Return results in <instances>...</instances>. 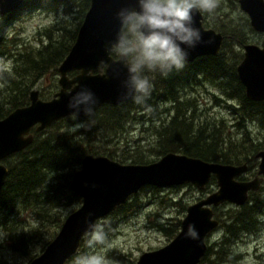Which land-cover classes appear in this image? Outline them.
I'll return each mask as SVG.
<instances>
[{
	"label": "trees",
	"instance_id": "obj_1",
	"mask_svg": "<svg viewBox=\"0 0 264 264\" xmlns=\"http://www.w3.org/2000/svg\"><path fill=\"white\" fill-rule=\"evenodd\" d=\"M84 2L85 10H87L89 0H84ZM64 3L67 4L68 1L24 0L17 10L4 16L0 15V58L8 53L11 55L8 47L10 38L8 27L17 11L22 9L56 11ZM85 12L83 13L85 14ZM77 29L78 27L75 30L64 28L60 23L52 24L44 29L43 35H41L43 40H40L37 45L13 56V60L21 61V64H17L10 74L4 71L0 73V119L6 117L16 108L28 105L31 90L45 75L58 74L57 69L74 42ZM226 34L227 32L223 30V43L216 55L197 57L192 63H186L183 70L173 71L167 78L160 76L159 73H147L154 84V89L146 105H137L131 100L118 105L103 104L93 116L87 118L86 129H79L77 132H71L68 128L71 123L76 121L69 117L61 118L51 123L43 131H33L34 138L31 144L24 150L2 160V163L7 167V174L0 188V228L7 230L9 249L18 256L26 257L29 262L41 253L57 234L68 214L63 216L61 211L56 210L57 214L56 211H51V208L57 207V204L61 203L60 193L63 187L67 194L70 193L64 200L66 205L70 202L80 201V198L70 190L69 184L77 169L75 166L80 168L84 155L93 153L95 156L105 155L114 160L119 159L120 163H149L145 161L144 157L119 158L116 149L95 148L94 143L89 144L97 136L103 134L105 142H113L114 134L116 136L114 143H119L117 141L119 139L117 137L118 130L134 117L133 113L149 109L152 117H156L158 107L156 108L155 105L157 103L169 102L173 104L176 102L177 105L186 106L183 109L177 107L175 115L167 123L158 120L161 127L156 129L158 136L156 156L161 157L167 152L181 150V154L199 157L205 161L234 165L245 163L249 167V171L253 170L258 164L255 155L264 149V137L255 141L251 139L246 123L253 122L264 128V100L252 101L245 97V89L236 73L239 57L233 54L232 50H226L229 46ZM237 37L234 34L233 40L239 46H243V37ZM112 55L115 53L113 52ZM70 73L69 76H73ZM187 73L191 78L186 82L189 77ZM205 81L212 84L220 94L235 98L240 105V108L235 110L236 116L239 118L236 125L244 127L245 132L239 143L222 139L221 120L205 119L195 122L199 119L198 113L201 112L194 108L193 102L190 104L189 101L186 102L182 91L186 86L195 83L204 84ZM177 85L183 86L177 88ZM46 96L39 92L41 99ZM141 117L142 115H140ZM107 118H114V121L106 123ZM152 120L154 121L155 118ZM64 121L67 123L65 129L62 130L60 123L62 124ZM82 135L86 138L82 145L69 146V144L58 143V140L69 142L71 136L82 137ZM98 150L103 153L98 154ZM211 181L214 182V178ZM141 189L142 191L153 190L155 186H145ZM256 193H250L245 204L235 206L223 214L225 218L223 221H219L225 229V234L217 244L220 248L217 251H211V247L207 246V252L199 264H205L208 254L214 255L216 258L225 255L224 247L237 242L242 234L257 230L259 220L264 217V201ZM133 197L135 195L130 196L125 203L119 205L108 215L130 212ZM28 208H40L41 212L37 215L41 221H38V225L33 228L20 229V222L16 219L17 213ZM98 222L99 220L95 224L96 227H98ZM171 224L157 225L165 236H168L169 241L180 229V222ZM85 237L71 258L83 252ZM116 259L121 262L124 260L119 256ZM217 260L224 261V258L220 257Z\"/></svg>",
	"mask_w": 264,
	"mask_h": 264
},
{
	"label": "water",
	"instance_id": "obj_2",
	"mask_svg": "<svg viewBox=\"0 0 264 264\" xmlns=\"http://www.w3.org/2000/svg\"><path fill=\"white\" fill-rule=\"evenodd\" d=\"M23 0H0V15L17 9ZM126 0H89V6L77 29L74 42L60 63L58 83L60 89L49 100L39 97L38 90L30 92V103L11 111L0 119V188L7 167L3 159L23 150L33 140L30 130L39 132L51 123L71 116L67 107L70 95L87 86L98 97L95 111L103 104L118 105L121 101L120 83L107 77V67H99L101 59L117 61L112 51H105V42L114 40L118 22L115 10ZM239 6L249 17L252 29L264 33V0H238ZM202 13L196 12L194 26L200 29L204 41L189 52L187 62L205 55H216L223 43V35L202 25ZM182 47H185L182 45ZM244 57L237 66V75L245 94L252 101L264 100V47L257 44L243 45ZM77 71L69 77L68 73ZM79 118H87L82 112ZM258 159L257 173L251 180H238L247 170V164L234 165L209 162L176 152H167L158 160L144 164L120 163L105 155L86 154L81 167L70 180L69 188L81 197V205L69 213L61 227L44 250L28 264H65L77 252L83 237L93 231L98 220L113 212L119 205L145 186L166 187L191 183L204 189L211 177L217 189L186 207L180 230L165 245L142 252L135 264H199L206 253L207 234L216 228L212 207L224 202L243 205L251 191L259 189L264 179V149ZM189 226L197 238L188 235Z\"/></svg>",
	"mask_w": 264,
	"mask_h": 264
},
{
	"label": "rangeland",
	"instance_id": "obj_3",
	"mask_svg": "<svg viewBox=\"0 0 264 264\" xmlns=\"http://www.w3.org/2000/svg\"><path fill=\"white\" fill-rule=\"evenodd\" d=\"M67 1V4L64 3L56 11L22 9L16 12L8 27L10 37L8 47L11 55L6 52L8 54L2 55V58H0V73L2 71L9 74L13 72L15 66L21 64V61L13 60V56H17L27 50V48H32L40 40H43V36L41 35H43L46 27L59 23L64 28L72 30L79 27L83 19V12L86 11L85 2L84 0ZM203 15L205 28H212L221 33L223 30L227 32L229 46L226 50H232L233 54H236L237 57L238 54H243V48L233 40L234 34L238 36L237 38L243 37L244 44L253 43L264 47V34L252 29L248 15L241 10L237 0H220L219 6L213 12H203ZM76 73L72 71L70 74L74 75ZM58 77V74H47L37 83L34 89L42 92L45 96L47 94L44 97V99H47L59 89ZM197 92L200 93V102L195 100L198 97L196 92L191 94L192 99H190L191 97L189 98V104L193 102L194 108L199 103L196 105V108L203 114L198 113L199 119L195 122H201L205 119L221 120L222 123L219 125L222 128V139L239 143L244 136L245 129L242 126L236 125L239 118L232 113L231 109L223 105V101L215 99L214 96H221L220 92L207 81H205V96L201 89H198ZM187 95H190V92H187ZM230 101L236 104L235 100ZM180 105L182 104L175 105L169 102L157 103L155 105L156 108L158 107L156 117H152L149 109L134 112V117L128 120L118 130L117 137L119 139L117 141L119 143H114L116 137L114 134L112 136L113 142H105V135L103 134L101 135L102 137L97 136L89 145L94 143L95 148L116 149L119 158L127 157L132 159L133 157H144L145 161L149 163L156 161L160 158V156L155 155V151L158 148L156 129L161 127L159 124L160 121L167 123L171 120L170 118L175 115L177 107L183 109L186 106ZM140 115H142L141 118ZM204 116L205 118H203ZM153 118H155L154 121L152 120ZM113 119L107 118L106 123H112L114 121ZM159 119L160 121H158ZM83 121L88 124L86 120ZM66 123L65 121L62 124L60 123L62 130L65 129ZM75 123H71L68 128L71 129ZM246 125H248L247 128L250 131L251 139L255 141L264 137V128L257 126L253 122L246 123ZM51 133L55 134L54 132ZM85 139L83 135L82 137L71 136L69 142L67 140L64 142L58 140V143L79 146L82 145ZM176 152L182 153L181 150H177ZM97 153L102 154L103 152L98 150ZM128 163L130 164V162ZM75 167L78 169V166ZM256 170L257 165L253 168V172H256ZM216 188V182L210 181L205 190H200L191 183H184L177 186L155 187L153 190L146 191L140 189L134 194L135 197L132 199L130 212L108 215L99 220L98 227L95 226L94 229L103 235V242H94L93 232L90 233L85 237L83 252L70 258L65 264H74L75 259L82 256L102 257L105 264H135L136 259L142 252L157 249L169 242L168 236L166 237L157 225L167 226L171 223L173 225L176 222H180L185 216L188 205L195 203L208 193L216 190ZM65 190L63 187L60 193L61 203L57 204V207L51 208V211H61L63 216L80 206V201L70 202L66 205V201L64 200L70 193L67 194ZM256 194L260 195L264 201V181ZM234 207L235 205L233 204H221L214 208L215 217L223 221L225 218L223 214ZM40 212V208H28L18 211L16 219L20 222V229L24 228L26 230L38 225V221H41V219H39L37 214H40ZM260 221L262 223L258 224L260 228L256 233L242 234L237 242L223 248L226 253L220 257L224 258V261L217 260L220 257L216 258V256L208 254L205 264H264V217ZM224 234L225 229L220 224L206 236L205 242L207 246L211 247V251H217L220 248L217 244L223 238ZM8 241L7 230L0 228V264H3V260L5 261L4 264H28L29 262H27L26 257L18 256V254L9 249ZM117 256L123 257L124 260L122 262L117 260Z\"/></svg>",
	"mask_w": 264,
	"mask_h": 264
},
{
	"label": "clouds",
	"instance_id": "obj_4",
	"mask_svg": "<svg viewBox=\"0 0 264 264\" xmlns=\"http://www.w3.org/2000/svg\"><path fill=\"white\" fill-rule=\"evenodd\" d=\"M220 0H126L115 12L118 30L114 40L105 42V51H112L117 61L101 59L99 67H107V77L120 83L121 101L130 99L137 105H146L154 84L147 73H159L167 78L173 71L186 66L189 52L204 41L200 29L194 26L196 12H213ZM184 45L185 47H182ZM99 99L87 86L70 95L67 107L76 123L70 131L86 129L79 121L95 114ZM188 235L197 238L189 226ZM93 241L103 242V235L93 228ZM74 264H105L102 257H77Z\"/></svg>",
	"mask_w": 264,
	"mask_h": 264
},
{
	"label": "flooded vegetation",
	"instance_id": "obj_5",
	"mask_svg": "<svg viewBox=\"0 0 264 264\" xmlns=\"http://www.w3.org/2000/svg\"><path fill=\"white\" fill-rule=\"evenodd\" d=\"M238 1V0H237ZM202 14H203V12H202ZM202 17H203V19H202V21H203V24L202 25H204V15H202ZM248 19H249V17H248ZM219 33H221V32H219ZM222 34V33H221ZM264 34V33H263ZM243 48V47H242ZM113 53V52H112ZM114 57H116V54L115 55H113ZM238 57L240 58L239 59V61H238V63H237V65H236V69H237V66L239 65V63L241 62V60L243 59V57H244V49H243V54H238ZM194 61V60H193ZM193 61H191V62H187V63H192ZM75 72H77V71H75ZM236 73H237V70H236ZM77 74V73H76ZM76 74H74V75H76ZM69 75V74H68ZM73 75V76H74ZM187 75L189 76L188 78H187V80H186V82L191 78V76L187 73ZM72 77V76H71ZM237 77H238V75H237ZM198 78H200V77H198ZM185 82V83H186ZM184 85V84H183ZM183 85H177V88H180V87H182ZM180 86V87H179ZM244 87V86H243ZM59 89H60V85H59ZM59 89L57 90V91H55L54 93H52V95L51 96H49L47 99H50V98H52L53 96H54V94L56 93V92H58L59 91ZM198 89H201L202 91H203V93H204V96H205V83L204 84H199V83H195V84H193V85H189V86H186V88L182 91V94L184 95V99L186 100V102H188V101H190V99H192V97H191V94H193V92H196V94L198 95V97H196V101L198 100L199 102H200V100H199V96H200V93H198L197 92V90ZM245 91V90H244ZM187 92H190V95H187ZM191 97V98H190ZM215 97V99H219V100H221V101H223L222 102V104L223 105H225V106H227V108L228 109H231V111H232V113L233 114H235L236 115V111L235 110H238V108H240V105H238V102H237V100L235 99V98H229V97H226V96H224L223 94H221V96H219V97H216V96H214ZM226 97V98H225ZM245 97L247 98V96H246V94H245ZM190 98V99H189ZM248 99V98H247ZM230 100H235L236 101V104H233V103H231V101ZM250 100V99H249ZM225 101V102H224ZM260 101H262V100H260ZM229 102V103H228ZM226 103H227V105H226ZM173 104H175V105H177V103L175 102V103H173ZM197 104H199V103H197ZM196 104V105H197ZM188 105V104H187ZM196 105H195V108H196ZM200 105H201V103H200ZM205 109V108H204ZM235 112H234V111ZM67 117H69V118H71V116H67ZM88 118V117H87ZM87 118H79V121L81 120V121H83V120H87ZM72 119V118H71ZM60 120V119H59ZM58 121V120H57ZM56 122V121H55ZM49 126V125H48ZM47 126V127H48ZM46 129V128H45ZM45 129H43V130H45ZM43 130H41V131H43ZM33 131H35V127H33L31 130H30V133H32L33 134ZM40 132V131H39ZM24 150V149H23ZM22 151V150H21ZM20 152V151H19ZM17 153V152H16ZM15 154V153H14ZM184 154V153H183ZM13 155V154H12ZM187 155V154H186ZM9 156H11V155H9ZM8 156V157H9ZM8 157H6V158H8ZM191 157H194V156H191ZM5 158V159H6ZM199 158V157H198ZM112 159V158H111ZM201 159V158H200ZM4 160V159H3ZM210 162V161H209ZM249 169V167L247 166V170L242 174V175H240V176H238L236 179H238V180H251L252 178H254L255 176H256V173L257 172H253V170H248ZM252 171V172H251ZM249 173H251V174H249ZM250 175V176H249ZM214 177L212 176L211 177V179H210V181L213 179ZM214 180H215V178H214ZM210 181L205 185V187H204V190H205V188L207 187V185L210 183ZM264 181V180H263ZM263 181H262V183H263ZM261 183V184H262ZM217 189V188H216ZM203 190V189H202ZM215 191V190H214ZM213 192V191H212ZM250 193H256V191H251V192H249V194H248V196L250 195ZM205 194V193H204ZM209 194V193H208ZM206 196V195H205ZM204 196V197H205ZM79 198H80V196H78ZM198 201V200H197ZM81 198H80V205H81ZM222 204H231V203H228V202H224V203H222ZM221 205V204H220ZM216 207H218V206H216ZM216 207H212V210H213V217L214 218H216L215 217V212H214V208H216ZM77 209V208H76ZM217 219V218H216ZM218 220V219H217ZM181 222V221H180ZM221 221H219L218 220V225L216 226V228L221 224L220 223ZM262 223V221H260L259 220V224H261ZM259 228L260 227H258L257 228V230L254 232V233H256L258 230H259ZM215 229V228H214ZM213 229V230H214ZM180 230V229H179ZM212 231V230H211ZM210 231V232H211ZM179 232V231H178ZM177 232V233H178ZM209 232V233H210ZM176 233V234H177ZM208 233V234H209ZM175 234V235H176ZM207 234V235H208ZM175 237V236H174ZM173 237V238H174ZM172 238V239H173ZM171 239V240H172ZM206 243V242H205ZM208 248V247H207ZM207 248H206V252H207ZM206 254V253H205Z\"/></svg>",
	"mask_w": 264,
	"mask_h": 264
},
{
	"label": "bare ground",
	"instance_id": "obj_6",
	"mask_svg": "<svg viewBox=\"0 0 264 264\" xmlns=\"http://www.w3.org/2000/svg\"><path fill=\"white\" fill-rule=\"evenodd\" d=\"M23 1H24V0H23ZM21 4H22V3H21ZM21 4H20V5H21ZM17 9H18V8H17ZM17 9H15V10H17ZM201 13H202V12H201ZM202 15H203V14H202ZM202 24H203V21H202ZM203 27H204V25H203ZM204 28H205V27H204ZM258 33H259V32H258ZM221 46H222V45H221ZM242 47H243V46H242ZM71 72H72V71H71ZM69 73H70V72H69ZM69 73H68V74H69ZM58 76H59V73H58ZM68 76H69V75H68ZM69 77H71V76H69ZM58 84H59V83H58ZM38 93H39V92H38ZM50 99H51V98H50ZM43 100H44V99H43ZM46 100H49V99H46ZM103 104H109V103H103ZM103 104H102V105H103ZM110 105H112V104H110ZM33 138H34V137H33ZM32 141H33V140H32ZM31 143H32V142H31ZM31 143H30V144H31ZM26 147H27V146H26ZM26 147H25V148H26ZM255 158H256V157H255ZM256 159H257V158H256ZM257 161H258V159H257ZM1 162H2V161H1ZM80 167H81V166H80ZM257 167H258V164H257ZM256 172H257V170H256ZM263 180H264V179H263ZM187 183H189V182H187ZM261 183H262V182H261ZM192 185H193V184H192ZM260 187H261V185H260ZM260 187H259V188H260ZM258 190H259V189H258ZM258 190H256V191H258ZM80 198H81V197H80ZM203 198H204V197H203ZM200 199H201V198H200ZM247 199H248V198H247ZM244 204H245V203H244ZM219 206H220V205H219ZM73 211H74V210H73ZM71 212H72V211H71ZM71 212H70V213H71ZM109 214H110V213H109ZM107 215H108V214H107ZM105 216H106V215H105ZM101 219H102V218H101ZM94 227H95V226H94ZM259 227H260V226H259ZM58 231H59V230H58ZM92 232H93V231H92ZM92 232H91V233H92ZM89 234H90V233H89ZM87 235H88V234H87ZM85 236H86V235H85ZM85 236H84V237H85ZM84 237H83V238H84ZM206 245H207V243H206ZM46 246H47V245H46ZM78 248H79V247H78ZM77 250H78V249H77ZM39 254H40V253H39ZM39 254H38V255H39ZM204 255H205V254H204ZM72 256H73V255H72ZM72 256H71V257H72ZM71 257H70V258H71ZM70 258H69V259H70ZM29 262H30V261H29ZM199 263H200V262H199Z\"/></svg>",
	"mask_w": 264,
	"mask_h": 264
}]
</instances>
